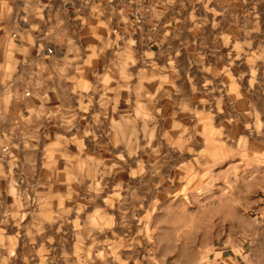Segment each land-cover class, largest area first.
Returning a JSON list of instances; mask_svg holds the SVG:
<instances>
[{
	"label": "rangeland",
	"instance_id": "374dc122",
	"mask_svg": "<svg viewBox=\"0 0 264 264\" xmlns=\"http://www.w3.org/2000/svg\"><path fill=\"white\" fill-rule=\"evenodd\" d=\"M126 1L83 32L68 133L0 180V264H264V0Z\"/></svg>",
	"mask_w": 264,
	"mask_h": 264
},
{
	"label": "crops",
	"instance_id": "0c3cea01",
	"mask_svg": "<svg viewBox=\"0 0 264 264\" xmlns=\"http://www.w3.org/2000/svg\"><path fill=\"white\" fill-rule=\"evenodd\" d=\"M117 1L0 0V147L9 145L12 156L21 141L33 145L36 137L47 138L54 130L68 133L71 105L79 108L84 95L81 67L89 46L83 32L116 11ZM122 4L128 12V2ZM16 160L9 161L12 169L1 170L0 180L15 179ZM250 244H225L213 264H257L244 262ZM200 258L180 248L173 254L161 250L152 262L199 264Z\"/></svg>",
	"mask_w": 264,
	"mask_h": 264
},
{
	"label": "built area",
	"instance_id": "2783aa9c",
	"mask_svg": "<svg viewBox=\"0 0 264 264\" xmlns=\"http://www.w3.org/2000/svg\"><path fill=\"white\" fill-rule=\"evenodd\" d=\"M13 38H18V35L13 34ZM0 117H1V113H0ZM11 157H12V152H11V148L9 145H3L2 147H0V163L1 164L7 163L8 159H11Z\"/></svg>",
	"mask_w": 264,
	"mask_h": 264
}]
</instances>
